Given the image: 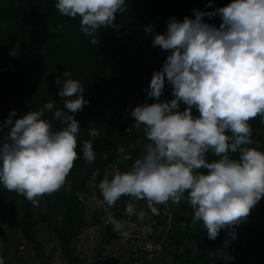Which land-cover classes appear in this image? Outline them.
<instances>
[{
	"label": "clouds",
	"instance_id": "9594fccd",
	"mask_svg": "<svg viewBox=\"0 0 264 264\" xmlns=\"http://www.w3.org/2000/svg\"><path fill=\"white\" fill-rule=\"evenodd\" d=\"M55 4L62 14L79 15L81 31L95 44L101 26L120 27L116 12L123 13L128 0H55ZM192 11L194 17L185 15L182 20L170 16L162 33L151 23L145 26L154 37L153 45L170 50L145 89L154 102L131 110L134 125L143 129L148 142L129 169L106 174L98 187L109 205L121 195L156 203H179L186 196L194 209L192 222L202 221L214 239L222 228L247 219L264 196V149L255 146L250 123L253 117L264 118V0H230L212 10ZM216 15L221 17L219 26L203 19ZM63 75L59 95L66 97L64 105L70 111L48 100L19 118L12 109L0 123V131L7 126L0 137V184L37 206L39 197L65 184L78 157L81 127L75 113L90 103L81 81L67 70ZM165 77L175 94L170 101L160 99ZM181 101L187 105L183 110ZM45 110H54L63 126L54 128L44 117ZM88 130L91 137H99L96 127ZM209 151L217 158L209 159ZM236 152L238 157L231 155ZM82 153L89 164L95 161L93 139L83 141ZM76 195L85 199L82 191ZM126 211L142 221L148 215L143 209L137 213L131 202ZM113 224L117 230L122 227L119 219L113 218ZM231 235L235 238L236 232ZM0 264H5L2 253Z\"/></svg>",
	"mask_w": 264,
	"mask_h": 264
},
{
	"label": "rangeland",
	"instance_id": "374dc122",
	"mask_svg": "<svg viewBox=\"0 0 264 264\" xmlns=\"http://www.w3.org/2000/svg\"><path fill=\"white\" fill-rule=\"evenodd\" d=\"M131 1L130 15L141 24H149L153 16L152 0ZM80 20L79 15L72 17L60 12L50 21L0 19V123L12 109L17 110L16 118H19L31 109L42 108L48 100L70 111L64 105L66 97L59 95L67 70L85 86L83 95L90 101L75 113L81 127L77 151L82 153L86 139H93L96 149L92 164L85 158L83 201L76 195L79 188L69 174L60 189L39 197L38 206L0 184V239L4 244L0 253L5 256V264H264V196L247 219L228 229L222 228L214 239L208 237L202 221L192 222L194 209L186 196L179 203L136 200L129 195H121L114 205L104 201L99 182L117 169H129L148 142L143 129L134 125L131 110L150 98L145 89L150 84L148 63L153 54L147 50L143 34L133 25L127 26L120 40L114 43L95 34L97 42L92 46V37L81 31ZM131 56L136 60L135 66L123 78L128 92L110 111L130 135L106 164L100 179V169L95 165L99 153L105 150V142L89 134L88 129L93 127L92 98L111 69H117ZM18 62L23 72H19ZM14 72L24 77L18 79ZM174 95L172 85L167 84L160 99L170 101ZM185 107L181 101V110ZM47 111L53 116L54 110H45L44 117ZM193 112L199 114L194 106ZM254 118L250 121L253 140L256 147L264 149V123L258 125ZM6 131L7 126L0 131V137ZM121 146L124 151H120ZM231 155L238 157L239 153ZM103 158L108 159V152ZM216 158L213 153L212 159ZM72 199L77 208L75 220L70 224L65 221V212ZM130 202L137 213L142 209L147 211L143 221L137 214L127 213ZM26 208L29 209L27 230L18 211ZM113 218L122 222L119 230L114 227ZM232 231L236 232L235 238ZM67 233L69 237L65 236Z\"/></svg>",
	"mask_w": 264,
	"mask_h": 264
},
{
	"label": "trees",
	"instance_id": "16d2710c",
	"mask_svg": "<svg viewBox=\"0 0 264 264\" xmlns=\"http://www.w3.org/2000/svg\"><path fill=\"white\" fill-rule=\"evenodd\" d=\"M229 2L230 0H214L213 4H208V0H152L154 6L152 9L153 16L149 24L151 23L154 31L162 33L167 30V20L170 16H175L177 19L182 20L185 15L195 16V13L192 11L194 7L212 10ZM131 6L132 1L128 0L127 7L123 13L117 10L116 22L120 25L119 28L113 26H101L96 34L104 40L114 43L120 40L127 26H136L146 40L147 50L153 54L152 61L148 63L151 81L154 70L163 67V63L170 50L163 49L160 45L152 44V39L154 37L145 31V26L149 24H141L136 21V19L130 15ZM59 12L55 0H0V19L14 18L25 22L50 21L53 20ZM203 19L209 23H214L217 26L222 22L219 15L212 17L205 16ZM93 45L94 44L92 43V46ZM135 62V58L131 56L127 60H123L117 69H114L113 67L110 75L103 79L92 98L90 118L93 127H96L100 132L99 138L101 137L105 142V150L103 153H99L95 165V167L100 169V179L103 176V170L106 164L113 159L114 154L121 143L130 135L126 131L125 125L114 120L110 115V111L119 104V100H121L120 98L123 99L127 94L129 87L123 83V78L133 70ZM17 66L19 72H21L23 66L19 65V62ZM14 75L18 79L24 77V75L22 76L18 72H14ZM64 79H66V77ZM165 81L166 86L168 84L167 77H165ZM111 93H115V96L110 97ZM154 100L155 97H150L146 102L151 103L154 102ZM45 118L51 120L54 128H60L63 126L59 119L50 115L49 111H47ZM253 120H255L258 125L264 123V118L259 116L255 117ZM105 152H108V159L103 158ZM207 155L209 159H212L213 153L211 151H209ZM85 162V157H83L81 151H78V157L74 161L73 167L69 172L70 177L76 183L80 191H83L86 185V178L83 177L82 173L85 167ZM73 202L74 199L67 203V210L65 212V221L70 224L75 220V216L73 215L77 208V206L75 207L73 205ZM18 211L22 214V225L27 230V223L25 221L27 220L29 209L26 208L23 212H21V210ZM4 235L6 237L5 232ZM65 236L69 237V233Z\"/></svg>",
	"mask_w": 264,
	"mask_h": 264
}]
</instances>
